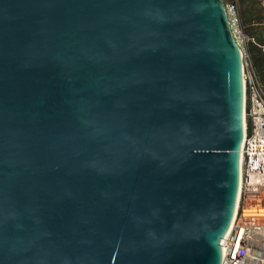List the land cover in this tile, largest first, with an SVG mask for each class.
Masks as SVG:
<instances>
[{"label":"water","instance_id":"95a60500","mask_svg":"<svg viewBox=\"0 0 264 264\" xmlns=\"http://www.w3.org/2000/svg\"><path fill=\"white\" fill-rule=\"evenodd\" d=\"M243 74L222 0H0V264H221Z\"/></svg>","mask_w":264,"mask_h":264},{"label":"built area","instance_id":"2783aa9c","mask_svg":"<svg viewBox=\"0 0 264 264\" xmlns=\"http://www.w3.org/2000/svg\"><path fill=\"white\" fill-rule=\"evenodd\" d=\"M238 43L244 36L236 0L224 4ZM244 67V136L241 146L240 186L236 208L227 237L222 239L221 264H264V219L244 215L246 204L264 206V84L242 50Z\"/></svg>","mask_w":264,"mask_h":264},{"label":"trees","instance_id":"16d2710c","mask_svg":"<svg viewBox=\"0 0 264 264\" xmlns=\"http://www.w3.org/2000/svg\"><path fill=\"white\" fill-rule=\"evenodd\" d=\"M250 63L264 84V0H236Z\"/></svg>","mask_w":264,"mask_h":264},{"label":"bare ground","instance_id":"6f19581e","mask_svg":"<svg viewBox=\"0 0 264 264\" xmlns=\"http://www.w3.org/2000/svg\"><path fill=\"white\" fill-rule=\"evenodd\" d=\"M263 180V176L262 175H254L253 176V182L254 183H262ZM243 213L245 216L249 217V218H258V219H264V206H260L258 204H246L244 206V210Z\"/></svg>","mask_w":264,"mask_h":264},{"label":"rangeland","instance_id":"374dc122","mask_svg":"<svg viewBox=\"0 0 264 264\" xmlns=\"http://www.w3.org/2000/svg\"><path fill=\"white\" fill-rule=\"evenodd\" d=\"M222 1H223V3L225 4V3H227V2H231V1H233V0H222ZM262 4H263V6H264V2H263ZM238 40H239V42H240V47H241V49H242L243 51H245L246 54L249 55V60H250V54H249V52H248V50H247V46H246L247 41L249 40V37H248L246 34H244V36H239V35H238ZM243 61H244V59H243ZM244 67H245V61H244Z\"/></svg>","mask_w":264,"mask_h":264}]
</instances>
